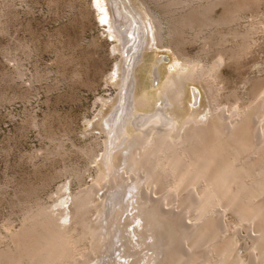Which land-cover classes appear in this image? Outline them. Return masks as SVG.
Returning <instances> with one entry per match:
<instances>
[{"label": "rangeland", "instance_id": "rangeland-1", "mask_svg": "<svg viewBox=\"0 0 264 264\" xmlns=\"http://www.w3.org/2000/svg\"><path fill=\"white\" fill-rule=\"evenodd\" d=\"M116 1L124 3V10L128 8L134 14L129 13L130 16L144 30L148 21H152L149 14L160 22L158 44L153 21L149 22L148 38L154 36L155 40L150 46H143V61L134 72L136 112L145 113L151 109L150 100H156V92L168 83L180 62L175 49L177 34L172 33L174 22L190 10L201 9L204 1L199 5V0H185L184 5L183 0H0V249L12 246L9 232L20 229L29 210L40 206L62 209L69 205V194L82 193L98 183L97 174L103 170L101 160L108 136L104 121L117 106L121 89L119 75L124 63L107 33V22L112 19ZM233 1L236 0H220L210 17L221 18L225 7ZM169 2L175 6L169 8ZM245 2L247 8L241 9L228 25L201 28L193 24L189 29H182V33L177 30L178 35H184L180 34L184 44L179 46L180 53L185 52L191 59L212 63L221 48L222 52H218L223 61L218 73L222 79L219 76L221 80L215 81L220 83L216 102L223 113L221 116L261 99V94H253L252 90L259 84L264 86V0ZM102 12L107 14L104 22L100 18ZM235 32L252 33L250 49L236 61L227 51L239 44L232 36ZM219 41L221 47L216 44ZM155 72H158L156 82ZM204 89L199 83L188 84L187 97L176 103L173 110L180 118L179 123L188 121L192 110L199 114L210 108L209 95ZM116 159L122 161L120 155ZM113 178L117 179L118 175L107 177L99 194L116 192L112 190V193L109 188V180ZM116 193L108 202L104 219L95 223L105 228L103 250L107 249L101 264L111 263L113 252L121 245L118 243L121 232L115 236L113 227L117 220L128 217L122 218L121 225H124L120 230L132 231L137 226L129 219L130 216L135 219L137 210L126 205L132 195L121 194L125 196L124 203H118L123 198ZM95 210L91 209L94 216L90 214L94 220L98 214ZM220 217L225 232L234 237L238 258L247 263L251 254V231L244 229L228 212ZM156 247L159 246L149 249Z\"/></svg>", "mask_w": 264, "mask_h": 264}, {"label": "bare ground", "instance_id": "bare-ground-1", "mask_svg": "<svg viewBox=\"0 0 264 264\" xmlns=\"http://www.w3.org/2000/svg\"><path fill=\"white\" fill-rule=\"evenodd\" d=\"M183 1L184 4L186 1ZM199 1V5L205 2L201 9L198 5L199 8L195 7L198 9L192 8L180 20H174L177 21L174 27L170 24L172 33L177 34V47H184L182 29L193 24L201 28L228 25L248 6L247 0L233 1L225 7L223 16L215 20L210 13L220 0ZM122 4L113 3V16L107 22L108 36L124 63L119 75L121 89L117 106L104 121L108 136L101 160L103 170L97 174L98 183L82 193L69 194V205L62 209L40 206L26 211L20 229L9 232L12 246L0 249V264H101L107 249L103 250L105 228L95 223L104 219L108 202L116 192L132 195L126 205L137 210L135 219L129 217L137 226L132 231L120 230L124 225H121L124 223L121 215L123 221L118 219L113 226L115 236L121 232L118 242L121 245L113 252L111 263L105 264H264V86L257 85L258 92L252 87L253 94H261V99L221 116L223 113L216 102L220 83L215 82L222 79L218 73L223 61L219 54L221 48L218 47L216 58L208 64L180 53V47L174 45L180 57L175 74L156 92V100H150L151 109L137 113L133 94L137 79L135 68L143 61V46H150L155 39L157 44L160 41V22L148 11L156 30L155 39L154 36L149 39L150 21L144 30ZM170 5L167 4L171 8L175 3ZM102 13L100 18L104 22L107 14ZM177 30L181 31L179 35ZM251 34L235 32L232 35L239 41L230 50L227 48L233 60L250 49ZM220 41L216 44L221 47ZM216 44H213L215 49ZM154 75L156 82L158 72ZM262 81L264 84V78ZM189 83H199L205 88L210 108L199 114L192 110L189 120L181 124L173 110L176 103L187 97ZM197 96L194 97L197 99ZM119 155L122 161H117ZM110 175H118L117 179L109 180V188L116 192L99 194L102 183ZM124 197L118 203H124ZM96 198L100 199L94 204ZM91 209L98 211L96 220L91 219L94 216ZM223 212L233 215L244 229L251 231V254L247 263L238 258L234 237L225 232L220 222ZM156 245L159 247L151 250Z\"/></svg>", "mask_w": 264, "mask_h": 264}]
</instances>
